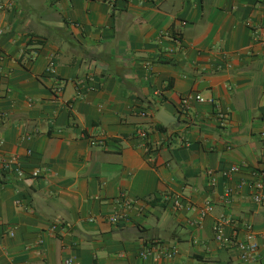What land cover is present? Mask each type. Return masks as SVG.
I'll return each mask as SVG.
<instances>
[{
  "label": "crops",
  "instance_id": "obj_1",
  "mask_svg": "<svg viewBox=\"0 0 264 264\" xmlns=\"http://www.w3.org/2000/svg\"><path fill=\"white\" fill-rule=\"evenodd\" d=\"M263 21L261 0H0V264H264Z\"/></svg>",
  "mask_w": 264,
  "mask_h": 264
},
{
  "label": "built area",
  "instance_id": "obj_2",
  "mask_svg": "<svg viewBox=\"0 0 264 264\" xmlns=\"http://www.w3.org/2000/svg\"><path fill=\"white\" fill-rule=\"evenodd\" d=\"M261 2L264 4V0H261ZM257 36L259 38V40L264 44V21L261 22L260 24H258L257 29ZM54 60L53 58L50 59L49 61V68L51 69L50 71L53 70L54 68ZM63 88V83L59 82L58 84L54 85V92H61ZM185 102H188L190 99H197L198 101H205L206 98L203 97L200 94L197 93H190L188 94L185 98ZM210 101H212V99H209ZM146 113L143 111L142 115H145ZM218 118L220 120V123L222 126H227L228 122H229V114L227 112H224L222 110L218 111ZM141 136L145 137L146 136V132L145 131H141ZM93 142L98 143V144H103L104 143V138L103 136L98 137L97 139H94ZM30 152V150L28 151ZM18 160L19 157L17 155H12L10 158L5 159L4 160V164H3V168L5 171H16L17 175L20 178H25L26 177V172L18 166ZM264 161V158H263ZM17 165V166H16ZM239 169V166H231L230 168L226 169L224 171V174H228L230 175L231 173L237 171ZM43 169L42 168H35L31 171V176L32 177H38L41 173H42ZM259 176L260 178L258 180H255L253 182V187H254V193H253V198L257 203L260 204H264V168H261L259 170ZM227 193L229 194L230 191H227ZM174 200V206L175 207H181L182 206V201H180V199L178 197H173ZM132 201L130 200H126L125 204L126 205H130ZM210 208L209 204H206L205 206V211L207 209ZM126 217V213L124 211H118L113 213L112 215H110L108 217L109 221H111L112 223H117L120 220L124 219ZM231 219L229 217H227L226 215H221L220 217L217 218L215 225H214V230L216 232L217 238L222 240L224 239L223 236V231H224V226L227 223H230ZM61 227V225L59 224V222H54L53 224H51L49 226V231L50 232H56L59 228ZM247 234L245 235L244 238L239 239L237 242V245L239 246L240 250H241V258L243 260H249L253 258V255L255 253V251L257 250V242L255 240V232L253 230V227L251 224H246L245 225ZM227 240V239H224ZM176 253V249L175 247H173L172 249H170V251L167 253V255L172 256ZM68 262H71V259H68Z\"/></svg>",
  "mask_w": 264,
  "mask_h": 264
},
{
  "label": "water",
  "instance_id": "obj_3",
  "mask_svg": "<svg viewBox=\"0 0 264 264\" xmlns=\"http://www.w3.org/2000/svg\"><path fill=\"white\" fill-rule=\"evenodd\" d=\"M174 118L173 115L168 114L165 110H160L159 115H158V119L164 124L167 125L168 123H170Z\"/></svg>",
  "mask_w": 264,
  "mask_h": 264
},
{
  "label": "trees",
  "instance_id": "obj_4",
  "mask_svg": "<svg viewBox=\"0 0 264 264\" xmlns=\"http://www.w3.org/2000/svg\"><path fill=\"white\" fill-rule=\"evenodd\" d=\"M159 128H163L164 126L162 125V124H159V126H158Z\"/></svg>",
  "mask_w": 264,
  "mask_h": 264
}]
</instances>
